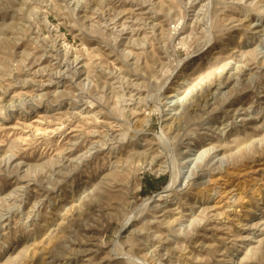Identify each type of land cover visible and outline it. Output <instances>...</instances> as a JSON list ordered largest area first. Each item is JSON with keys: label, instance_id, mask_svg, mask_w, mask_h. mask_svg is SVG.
I'll return each mask as SVG.
<instances>
[{"label": "rangeland", "instance_id": "374dc122", "mask_svg": "<svg viewBox=\"0 0 264 264\" xmlns=\"http://www.w3.org/2000/svg\"><path fill=\"white\" fill-rule=\"evenodd\" d=\"M0 264H264V0H0Z\"/></svg>", "mask_w": 264, "mask_h": 264}, {"label": "bare ground", "instance_id": "6f19581e", "mask_svg": "<svg viewBox=\"0 0 264 264\" xmlns=\"http://www.w3.org/2000/svg\"><path fill=\"white\" fill-rule=\"evenodd\" d=\"M107 21V20H106ZM11 158V157H10ZM169 181L164 185V187L162 188L161 191H158L157 193H154L152 196L148 197V198H145L142 202H140V208L142 206L143 203H147L152 197L158 195L160 192H165V191H172L174 188V185H175V182H176V178L175 176H171L169 177ZM146 206V205H145ZM145 206L143 207V209L145 208ZM139 208V206H136ZM135 207V208H136ZM139 208V209H140ZM142 210V209H141ZM140 210V211H141ZM136 211V210H135ZM139 211V210H138ZM128 219V218H127ZM126 221V220H125Z\"/></svg>", "mask_w": 264, "mask_h": 264}]
</instances>
